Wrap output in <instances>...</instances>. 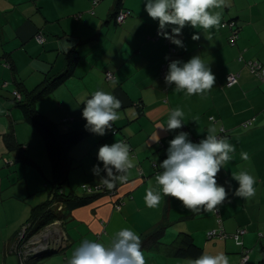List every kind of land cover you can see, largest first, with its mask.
<instances>
[{"label": "crops", "instance_id": "crops-1", "mask_svg": "<svg viewBox=\"0 0 264 264\" xmlns=\"http://www.w3.org/2000/svg\"><path fill=\"white\" fill-rule=\"evenodd\" d=\"M145 3L0 0V264H20L15 234L40 199L32 192L40 187L36 169H43L35 156L46 152L36 131L23 121L12 92L17 85L27 90L60 72L67 52L64 41L79 49V60L70 78L36 102L38 110L56 123L64 122V128L88 131L82 117V98L103 90L122 102L119 119L111 129L103 136L89 131L70 148L67 190L81 194L82 185L104 186L92 172L94 165L103 167L97 153L104 144L123 141L130 145L135 167L127 173L126 181L116 182L113 196L105 195L72 209L42 230L47 237L44 247H63L42 264H66L86 239L107 246L114 233L125 227L141 239L163 228L158 242L149 239L141 245L146 264H188L193 258L174 256L167 246L180 232L190 234L202 254L223 252L229 264H237L235 254L239 253L238 264H246L251 251L259 255L264 251V78L247 65L248 61H257L264 68V0H228V6L213 10L221 12V23L236 22L238 37L234 44L228 42V27L204 32L186 25L176 37L184 47L157 34L158 20L148 16ZM120 9H129L131 15L117 23L113 15ZM172 27L165 31L171 33ZM36 34L43 36L42 43L36 40ZM194 34L200 38L193 40ZM193 56H200L208 64L215 84L202 95L187 96L176 92L174 84L166 85L164 78L171 61L187 62ZM230 73L238 75L237 82L226 86ZM113 79L117 81L115 86ZM175 108L184 112L182 128L159 129L167 126L170 110ZM213 126L218 135L235 146L232 160L216 177L228 191L219 211L196 214L178 200L163 196L158 207L148 208L144 196L150 182L158 190L155 176L162 171L159 163L167 158L168 142L183 131L191 142L198 143ZM10 128L23 150L7 148L4 135ZM242 152L248 154V160L241 158ZM242 170L256 180V194L251 199L234 196L239 185L232 174ZM76 185L81 191H76ZM218 227L226 236L211 240L208 231ZM240 230L237 245L233 235ZM242 251L248 256L245 262L240 261Z\"/></svg>", "mask_w": 264, "mask_h": 264}, {"label": "clouds", "instance_id": "clouds-1", "mask_svg": "<svg viewBox=\"0 0 264 264\" xmlns=\"http://www.w3.org/2000/svg\"><path fill=\"white\" fill-rule=\"evenodd\" d=\"M228 6V0H146L145 11L153 20H158L157 34L170 40L178 47H184L176 37L181 30L190 25L194 29H210L221 27V12L213 11ZM171 28V33L165 29ZM199 35H193L198 40ZM65 51L71 45L64 41ZM41 70H46L42 67ZM166 85L174 84L176 92H184L187 96L202 95L210 91L215 84V76L210 67L200 56H193L187 62L173 60L168 64L165 76ZM117 81L113 79L115 86ZM84 105L82 117L85 127L97 135L103 136L107 129L119 119L118 109L122 102L111 93L96 90L91 98H82ZM184 112L180 108L170 110L167 126L159 129L172 131L183 126ZM211 119H215L214 117ZM159 142V137L155 140ZM166 150L167 158L159 163L162 169L155 176L157 188L151 182L146 190L144 202L148 208L159 206L162 196L172 197L193 213H212L228 199V191L217 183V175L226 163L232 160L231 153L235 146L228 138L217 134V129L209 127L205 138L198 143L189 139L187 132H179L169 142ZM243 160H248L246 152L241 153ZM97 160L103 167L93 166V175L101 178V183L109 190L117 181L127 180V173L134 168L130 157V145L123 141L104 144L98 149ZM101 172L104 175H101ZM238 182L234 196L251 199L256 194V180L247 170L232 174ZM230 202V201H229ZM141 238L130 228H122L114 233L106 246L103 243L84 240L71 254L66 264H146L141 250ZM237 245L240 241L237 239ZM188 264H229V257L223 252L215 255L202 254Z\"/></svg>", "mask_w": 264, "mask_h": 264}, {"label": "trees", "instance_id": "trees-1", "mask_svg": "<svg viewBox=\"0 0 264 264\" xmlns=\"http://www.w3.org/2000/svg\"><path fill=\"white\" fill-rule=\"evenodd\" d=\"M125 10L129 9H120L114 13L113 16L115 21L117 14ZM225 23L226 25L223 27L231 29L228 23H232L233 27L235 25L238 31L235 21L229 20L225 21ZM78 60L79 49L72 46L65 53V65L60 72L52 77L43 79L34 87L27 90H22L20 86L17 85L12 92L13 102L20 110L23 121L29 124L41 136L51 169V180L47 198L30 208L28 217L15 234L17 249L20 247V262L22 261L23 264H42V261L48 256L63 250V247L55 249L56 247L53 246L44 247L38 251L29 247L25 249V242L55 220H62L72 209L90 204L108 195V192L111 190L107 188L91 192H84L82 190L83 192L81 194H77L72 189L67 190L70 148L84 138L86 134L89 133V130L80 131L72 128H64V122L56 123L50 120L36 107V102L39 99L55 90L73 75ZM4 140L9 149L14 148L19 151L25 148L22 144H18L17 141H15L11 128L5 133ZM113 203L120 204L117 200H114ZM59 206H61V208H59ZM162 231L163 228H156L150 233L145 234L141 239V245L149 239L151 242H158V235H160ZM20 233H22V237H20ZM167 246L170 253L174 256L196 259L202 255V248L198 246L193 241L190 234L186 232H180L177 238ZM22 248L25 249L24 252H21ZM16 251L18 252L19 250ZM261 257L262 258L259 259L257 264H264V251L261 252Z\"/></svg>", "mask_w": 264, "mask_h": 264}, {"label": "built area", "instance_id": "built-area-1", "mask_svg": "<svg viewBox=\"0 0 264 264\" xmlns=\"http://www.w3.org/2000/svg\"><path fill=\"white\" fill-rule=\"evenodd\" d=\"M129 14H130V10L121 11L119 14H117L116 21L118 23L122 22L125 17L129 16ZM228 24L231 28L230 29V35L228 37V39H229L228 41L230 44H234L235 40L238 37V34H237L238 31L235 28V25L233 27L232 23H228ZM225 25H226L225 22L221 24V26H225ZM35 38L39 43H42L44 40L43 36L41 34H36ZM247 65L250 68V71L255 73L256 76L264 78V68L262 67V65L259 62L248 61ZM110 77H111V73L108 72L107 78H110ZM237 77H238V75L235 73L228 74L226 76V79H225L226 86H231V85L235 84L237 82ZM249 123L250 122H246L245 125L249 124ZM104 188L105 187L102 185H95L93 187H88L86 185H82V190L84 192L99 191V190H102ZM114 194H115V189H112L108 192L109 196H113ZM115 206L119 207V204L115 203ZM240 233H242L241 230L237 231V233L233 235L235 240L238 239V234H240ZM207 236L209 238H211L214 236L225 237L226 235L223 233V230L221 229V227H218L217 229H213V230L208 231ZM20 237H22V233H20ZM46 238L47 237L45 235L43 237V231H40L37 234H35L33 237H31L27 242H25L24 246L38 251V250L44 248V245H45L46 240H47ZM21 252H24V251H21ZM247 258H248L247 254L242 251V257H241L242 262H245L247 260ZM20 264H23L22 261L20 262Z\"/></svg>", "mask_w": 264, "mask_h": 264}, {"label": "rangeland", "instance_id": "rangeland-1", "mask_svg": "<svg viewBox=\"0 0 264 264\" xmlns=\"http://www.w3.org/2000/svg\"><path fill=\"white\" fill-rule=\"evenodd\" d=\"M36 135H37L39 141L41 142V147L44 148L45 146H44V143H43L41 136L38 134V132H36ZM36 152H38V149H35V153ZM35 157L39 160L43 169H36V171L39 175V178H40L39 183H38V184H40V187H38L39 189H32V192H33V194L38 195L40 199H39V201L37 200L34 205L41 203L42 201H44L47 198L45 196H47V194H48L49 186H50V180H51L50 163H49V160L47 158L46 152L41 151V153L37 154ZM44 164L48 167L47 169H46V166H44ZM75 188H76V191H81L78 185H76ZM37 197H36V199H37ZM34 205H32V206H34ZM214 238H218V236L211 237V240H213ZM211 250H213V249H211ZM238 254H235L237 256V264L239 262ZM211 255H213V254L211 253ZM249 256H250V260L246 264H257V261L260 258H262L261 254L259 255L254 251H251ZM240 261H241V257H240Z\"/></svg>", "mask_w": 264, "mask_h": 264}]
</instances>
